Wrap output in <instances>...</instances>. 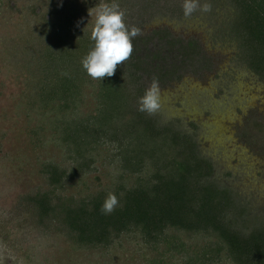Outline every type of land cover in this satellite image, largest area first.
Masks as SVG:
<instances>
[{"label": "rangeland", "instance_id": "374dc122", "mask_svg": "<svg viewBox=\"0 0 264 264\" xmlns=\"http://www.w3.org/2000/svg\"><path fill=\"white\" fill-rule=\"evenodd\" d=\"M176 1L182 6L183 0L169 5ZM51 2L59 11L70 8L76 24L92 30L103 0H0V264H188L184 250L211 242L214 235L179 232L180 251L134 232L114 237L107 246L80 244L57 229L58 223L40 218L31 203L36 194L51 190L54 201L56 196L108 195L118 174L108 144L87 156L90 165L62 186L53 189L43 173L50 161L67 171L71 166L56 132L59 116L71 118L75 112L85 118L97 105L93 85L83 87L77 110L59 109L56 103L40 106L35 95L39 53L31 44H43L35 42L43 37L44 19L51 18ZM157 9L123 10L125 24L140 28L138 36L147 42L142 55L153 57L160 50L165 40L151 34L167 29L196 41L202 57L164 83L143 77L145 89L152 80L159 82L161 108L153 114L192 135L200 154L212 163L209 181L236 194L250 219L264 220V79L245 64L232 38L233 3L212 0L211 12L197 10L191 18ZM160 52L162 58L152 63L167 59L170 65L174 53Z\"/></svg>", "mask_w": 264, "mask_h": 264}, {"label": "trees", "instance_id": "16d2710c", "mask_svg": "<svg viewBox=\"0 0 264 264\" xmlns=\"http://www.w3.org/2000/svg\"><path fill=\"white\" fill-rule=\"evenodd\" d=\"M116 2L121 10L145 13L152 7L154 11L158 8L157 12L183 15L177 1L171 6V0ZM231 2L232 38L245 64L264 79V0ZM49 6L51 18L44 19L43 37L35 42L43 44L40 48L31 44L39 53L35 95L40 106L56 103L59 109L77 110L87 85H93L97 105L85 118L75 112L71 118L59 116L56 132L71 166L67 171L50 161L43 165V173L53 189L62 186L85 171L90 165L87 156L108 144L118 173L110 193L119 203L114 211L104 214L101 205L108 196L104 192L76 199L56 196L54 201L50 198L54 190L43 191L30 198L40 218L58 223L57 229L63 228L75 242L96 246H107L114 237L134 232L148 242L180 251L184 244L179 232L210 234L213 241L184 250L188 264H264V220L250 219L236 194L209 181L212 163L200 154L192 135L138 110L146 87L143 77L163 83L173 79L179 70L202 57L197 42L175 37L167 29L153 31L152 37L165 41L150 57L142 55L147 42L137 36L132 55L117 65L113 76L93 79L81 64L94 47L91 30L76 24V14H71L70 8L59 11L53 2ZM126 17L125 11V22ZM163 49L174 53L170 65H166L167 59L152 63L162 58Z\"/></svg>", "mask_w": 264, "mask_h": 264}, {"label": "clouds", "instance_id": "9594fccd", "mask_svg": "<svg viewBox=\"0 0 264 264\" xmlns=\"http://www.w3.org/2000/svg\"><path fill=\"white\" fill-rule=\"evenodd\" d=\"M183 15L191 18L199 10L202 13L212 11V0H183ZM125 13L116 0H103L95 13V23L91 30L94 41L92 50L82 59V67L93 79L111 77L117 65L130 58L133 52V40L141 34L140 28H129L124 21ZM161 108V90L159 82L152 80L139 98L138 110L153 114ZM119 201L114 193H109L101 205V211L109 214Z\"/></svg>", "mask_w": 264, "mask_h": 264}]
</instances>
